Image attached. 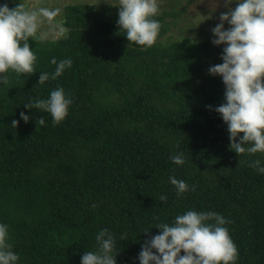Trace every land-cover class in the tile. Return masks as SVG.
<instances>
[{"label": "trees", "instance_id": "16d2710c", "mask_svg": "<svg viewBox=\"0 0 264 264\" xmlns=\"http://www.w3.org/2000/svg\"><path fill=\"white\" fill-rule=\"evenodd\" d=\"M164 1L153 17L160 31L148 47L119 30L117 4L103 10L68 4L66 35L29 38L35 72L6 73L0 85V223L8 225L17 264H80L84 251L97 248L102 228L116 238L117 264H139L141 244L160 231L155 225L171 224L188 209L226 218L239 253L235 264H264V174L250 166L257 159L264 164V152L237 154L229 147L226 123L206 107L224 102L220 76L206 74L222 62L223 45L211 46L207 30L203 37L165 40L166 17L184 7L176 11L172 3L181 0ZM0 3L40 9L35 0ZM52 57H70L72 66L41 84L39 73L55 69ZM57 87L73 99L59 123L43 109L24 107ZM177 153L184 155L182 165L170 159ZM169 176L190 190L178 196ZM121 233L127 239L120 241Z\"/></svg>", "mask_w": 264, "mask_h": 264}, {"label": "clouds", "instance_id": "9594fccd", "mask_svg": "<svg viewBox=\"0 0 264 264\" xmlns=\"http://www.w3.org/2000/svg\"><path fill=\"white\" fill-rule=\"evenodd\" d=\"M223 3L227 11L219 14V22L210 29L211 43L223 45L222 62L210 65L207 72L220 76L224 102L206 107L219 113L226 123L229 147L237 154L264 152V0H223ZM113 6H118L116 23L127 41L145 47L155 43L161 27L160 21L153 18L158 14V0H119ZM55 15V10L25 9L20 4L9 8L7 3H0V85L7 83L9 69L20 75L35 72L36 55L29 46V38L38 34L40 40L48 39L50 32L40 30L41 25ZM225 22L229 27H225ZM66 33V27L59 26L57 34ZM50 63L55 69L51 74L39 73L37 81L41 84L50 75L55 79L70 68L72 59L57 61L52 57ZM72 103L65 89L57 87L47 98L24 103V107L47 111L55 124L66 117ZM19 116L24 122L29 120L23 111ZM36 121L45 123L42 116ZM11 123L15 127L18 121L13 119ZM170 159L177 165L184 163L183 153L174 154ZM250 166L264 174V164L259 159L251 161ZM169 182L178 196L190 190L183 179L169 176ZM166 199V195L160 196L161 201ZM227 223L219 212L188 209L176 215L171 224L155 225L160 231L144 240L136 259L139 264H235L239 253L225 226ZM148 231L149 228L142 232ZM95 239L97 248L84 251L80 264H117L120 248L114 235L102 228ZM125 239L127 235L121 233L120 241ZM7 241L8 225L0 223V264H17L19 253Z\"/></svg>", "mask_w": 264, "mask_h": 264}, {"label": "rangeland", "instance_id": "374dc122", "mask_svg": "<svg viewBox=\"0 0 264 264\" xmlns=\"http://www.w3.org/2000/svg\"><path fill=\"white\" fill-rule=\"evenodd\" d=\"M107 2L106 0H100V2L99 0H48L45 4L42 2V0H35V3L33 4H36V6H38L40 9L56 11V15L53 16L50 21L47 19L44 20L40 29L43 31H49V36L56 38L61 36L57 33L59 26H63L62 20L64 6L72 3H87L89 6H94L95 9L103 10L109 4H118L119 0H107ZM164 2V0L163 2L162 0H158V6H161V4L163 5ZM173 4V9L176 11L181 7H184V11L178 13L177 16L166 17V21L168 22V30L165 32L164 38L167 41L180 38L184 34H187L191 37H203L204 30H207L212 37L210 29L219 22V14L223 11H227L223 0H181L180 4H175V1L172 3V5ZM225 27H229L227 22H225ZM211 46L214 45L211 44ZM207 69L208 67L206 68V72ZM206 74H208V78H210V76L212 77V75L208 72Z\"/></svg>", "mask_w": 264, "mask_h": 264}]
</instances>
